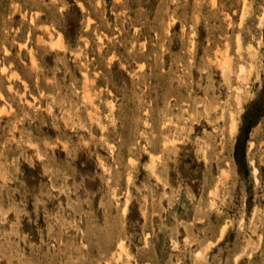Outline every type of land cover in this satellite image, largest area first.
I'll list each match as a JSON object with an SVG mask.
<instances>
[{
  "label": "rangeland",
  "instance_id": "1",
  "mask_svg": "<svg viewBox=\"0 0 264 264\" xmlns=\"http://www.w3.org/2000/svg\"><path fill=\"white\" fill-rule=\"evenodd\" d=\"M0 264H264V0H0Z\"/></svg>",
  "mask_w": 264,
  "mask_h": 264
},
{
  "label": "bare ground",
  "instance_id": "2",
  "mask_svg": "<svg viewBox=\"0 0 264 264\" xmlns=\"http://www.w3.org/2000/svg\"><path fill=\"white\" fill-rule=\"evenodd\" d=\"M55 45H57V44H55ZM224 61H225V60H224ZM221 62H223V61H221ZM223 70H224V71L227 70V65H224V66H223ZM221 71H222V70H221ZM197 257H198V256H197Z\"/></svg>",
  "mask_w": 264,
  "mask_h": 264
}]
</instances>
